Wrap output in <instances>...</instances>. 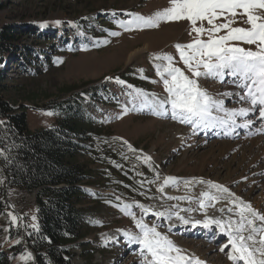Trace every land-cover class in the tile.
Wrapping results in <instances>:
<instances>
[{
  "label": "rangeland",
  "instance_id": "obj_1",
  "mask_svg": "<svg viewBox=\"0 0 264 264\" xmlns=\"http://www.w3.org/2000/svg\"><path fill=\"white\" fill-rule=\"evenodd\" d=\"M0 1L5 3L4 9L0 10V27L28 24L27 29L40 34L47 30V25L41 27L43 22L54 24L60 20L61 24L54 25L66 29V36L71 37L54 54L47 51L46 56L52 59L51 67L43 65L34 75L24 73L25 65L0 66L6 84L11 86L6 97L15 108L19 104L28 106L26 119L31 133L55 127L57 113L50 110L67 103L81 104L84 117L93 126L92 131L72 138L84 155L80 161L93 173L94 184L84 188L92 198L82 207L88 209L87 235L79 242L84 243L82 249H73L75 255L71 264H140L139 245L130 244L117 231L138 230L131 217L115 205L132 204V211L139 217L141 210L134 202L151 206L153 210H160L158 200L171 204L172 200L157 191L164 177H175L182 182L193 177L212 181L264 213V130H261L264 126L263 121L255 120L258 112L251 117L255 123L248 132L242 133L236 128L228 137H220L225 128H216L207 136L205 129H197L194 134L190 125L171 119L170 114L153 115L147 108L122 114L124 107L132 109L135 105L139 109V102L134 101V89H143L160 97L167 95L154 68V64L166 62L153 60L152 55L169 53L183 69L174 45L187 44L193 37L188 34L187 21L161 23L158 28L132 31H124L115 21L130 19L127 13L150 15L167 7L168 0ZM86 30L92 31L87 34ZM110 32L120 35L111 36ZM76 39L78 44L74 45ZM25 41L30 42L22 37V42ZM145 44L150 46L149 50L129 61L128 53ZM117 78L125 83H117ZM200 84L213 94L242 91L231 83L221 84L211 79H201ZM26 98L30 100L24 101ZM223 99L227 108L248 106L237 103V97ZM48 112L53 114L47 115ZM118 115L119 119L116 118ZM242 122L237 117V123ZM128 145L135 151L129 150ZM144 156L151 160L145 163ZM203 186L207 185L194 184L190 188L198 190ZM188 191L183 185L182 194L188 195ZM9 201L17 206L14 208L18 213L26 210L31 214L34 195L18 194ZM144 219L151 224L156 217L149 213ZM0 222L2 238L6 239V217L1 216ZM159 223L162 227L158 230L166 233L178 247L193 250L185 249L187 255L194 254L206 264H233L228 259V249L220 251L226 242L224 237L219 238L217 234H211L212 231L201 228L171 227L169 232L165 220ZM18 226H21L19 218ZM24 255L12 259L10 264H34L33 257L27 262L22 260Z\"/></svg>",
  "mask_w": 264,
  "mask_h": 264
},
{
  "label": "snow or ice",
  "instance_id": "obj_2",
  "mask_svg": "<svg viewBox=\"0 0 264 264\" xmlns=\"http://www.w3.org/2000/svg\"><path fill=\"white\" fill-rule=\"evenodd\" d=\"M127 15L130 19L115 21L124 31L154 29L161 23L187 21L188 34L193 38L187 44L174 45L183 69L177 66L178 62L169 53L152 55L153 60L166 62L154 64V68L167 95L160 97L143 89H134V101L139 102V109L135 105L132 109L124 107L123 115L145 108L151 110L153 115L170 114L171 119L190 125L194 134L197 129L214 128H225L228 130L225 134H228L236 128H250L255 120L264 121V0H168L167 7L150 15ZM53 23L59 25L61 21L56 20ZM46 25L47 22H43L41 27ZM109 35L118 36L120 33L110 32ZM138 71L142 73L143 69ZM201 79H211L221 84L231 83L242 91L213 94L200 84ZM116 82L125 83L118 78ZM223 97H238L237 103L242 102L248 106L227 108ZM257 112L258 116H255L254 120L251 117ZM237 117L243 122L237 123ZM246 117L248 118L244 119ZM116 118L119 119L120 116ZM3 123L0 121V125ZM124 143L127 144V141ZM128 148L135 151L131 145H128ZM143 160L148 163L151 157L144 156ZM176 181L175 177H164L157 191L164 194L165 188ZM183 184L189 189L194 184H206L209 189L216 191H201L195 198L188 195L165 197L167 200L195 202L198 208H179L177 204H173L167 207L162 205L163 210H153L151 206L134 202L141 210L139 217L132 211V204L115 205L124 215L131 217L138 230L133 232L117 229L130 244L139 245L142 257L140 264H206L194 254L187 255L185 249L178 247L166 233L158 230L162 227L159 221H172L173 217L185 225L191 223L193 228L200 225L210 231H214L213 226L219 229L228 238V244L222 246L220 251L224 252L225 248L231 245L227 255L233 264H264V213L235 197L228 188L212 181L193 177L184 180ZM225 194L229 198L228 203L235 205L234 208L227 209L234 216L226 218L223 216L225 209L216 208L217 203L226 198ZM119 199L117 197V200ZM208 208H215L221 216L208 215ZM194 211H203L204 219H193L191 215L181 214ZM149 213L156 217L151 224L144 219ZM9 216L14 224L17 217L11 213ZM35 219L33 216V220ZM32 227L35 228L36 225L33 224ZM168 231L171 232V225ZM21 259L27 262L32 259V254L27 253Z\"/></svg>",
  "mask_w": 264,
  "mask_h": 264
},
{
  "label": "trees",
  "instance_id": "obj_3",
  "mask_svg": "<svg viewBox=\"0 0 264 264\" xmlns=\"http://www.w3.org/2000/svg\"><path fill=\"white\" fill-rule=\"evenodd\" d=\"M4 7L0 1V10ZM27 25L0 27V66L25 65L24 73L34 75L43 65L51 67L47 51L54 54L71 37L66 36V29L51 23L40 34L31 32ZM22 37L30 42H22ZM10 89L0 73V121L4 122L0 125V217H6L8 231V238L3 239L0 228V264H10L26 253L32 254L34 264H71L73 249H82L84 243L79 242L87 235L88 209L82 207L92 198L84 188L94 184L93 173L80 161L84 155L72 138L92 131L93 126L84 117L81 104L67 103L50 110L57 113L55 127L31 133L26 119L28 106L15 108L6 97ZM18 194L34 195L31 214L19 211L23 240L18 218L11 222L9 213L15 214L7 204Z\"/></svg>",
  "mask_w": 264,
  "mask_h": 264
},
{
  "label": "bare ground",
  "instance_id": "obj_4",
  "mask_svg": "<svg viewBox=\"0 0 264 264\" xmlns=\"http://www.w3.org/2000/svg\"><path fill=\"white\" fill-rule=\"evenodd\" d=\"M149 48H150V46L148 45V44H145V45H143L142 47H140V48H138V49H135V50H131L129 53H128V56H127V58L129 59V61H132L133 59H135L138 55H140V53H142V52H145V51H147V50H149ZM228 98H231V99H234V97H228ZM238 98V97H237ZM236 101H237V99H236ZM263 124H262V127L264 126V121L262 122ZM254 125V124H253ZM216 128H214V129H205V130H207V131H205L206 132V136L209 134V132H211V131H214ZM239 130H241L242 131V133H246V132H248L249 131V129L250 128H248V129H245V128H238ZM253 129V128H252ZM210 130V131H209ZM226 131H228V130H226V129H224L223 130V134L224 135H221L220 137H224V136H229L230 135V133H231V131L230 132H228V134H225L226 133ZM254 132V131H253ZM255 133V132H254ZM230 136H232V135H230ZM184 184H183V182L182 181H180V180H177L176 181V183L175 184H170L169 186H167L166 188H165V192H164V197H166V196H184L183 194H182V192H181V188H182V186H183ZM189 189V188H188ZM205 190H207V191H209V192H211V193H215V189H209L207 186H203V187H199L198 188V190L196 189V190H193L192 188H190L189 189V191H188V196H192L193 198H195V197H198L199 196V193L201 192V191H205ZM195 191H197V194H195L194 192ZM162 197H163V195H162ZM225 199L224 200H221V201H219L218 203H217V205H216V208H220V207H223L224 209H225V211H224V213H223V216L226 218V217H228V216H234V214L233 213H229L228 212V208L229 207H232V208H234L235 207V205H233V204H229L228 203V199L229 198H227V194H225ZM235 197H238L237 195H235ZM240 198V197H239ZM232 199H234V197L232 198ZM243 202H245V203H249V202H247V200H245V199H242V198H240ZM157 204H158V206H159V209L160 210H163L162 209V205L164 206V207H167V206H170V205H173V204H177L178 206H179V208H188V207H192V208H198V205L195 203V202H190V201H188V200H183V201H177V200H172V203L171 204H169V203H167V202H165L164 200H158L157 201ZM255 210H257V209H255ZM207 213H208V215H210V216H221V213L219 212V211H216V209L215 208H208L207 209ZM182 215H191L192 217H193V219H204V212L203 211H194V212H192V213H181ZM234 218H237V217H234ZM165 222H166V224L168 225V226H170L171 225V227H188V228H193L192 227V224L191 223H189V224H187V225H185V224H183V223H181L180 221H178V220H176L175 219V217H173V219H172V221H166L165 220ZM257 223L259 224V221H257ZM215 227V226H214ZM196 228H198V229H204V228H202L200 225H197V227H195V228H193V229H196ZM197 230V229H196ZM204 230H207V231H210V230H208V229H204ZM211 234H217L218 235V237L220 238V237H224L225 238V240H226V242H225V244L224 245H226V244H228V238H227V236H225L222 232H220V230L219 229H216V228H214V232L212 231V232H210ZM223 245V246H224ZM185 249L186 250H188V251H191V252H193V250H191V248L190 247H185ZM225 249H228V251H230V249H231V245H228V247L227 248H225ZM198 254V253H197ZM242 263V262H241Z\"/></svg>",
  "mask_w": 264,
  "mask_h": 264
},
{
  "label": "water",
  "instance_id": "obj_5",
  "mask_svg": "<svg viewBox=\"0 0 264 264\" xmlns=\"http://www.w3.org/2000/svg\"><path fill=\"white\" fill-rule=\"evenodd\" d=\"M8 207L10 208V210H12L14 212V214L20 219L21 221V217L19 215V213L16 211V209L14 208L13 204L11 201H7ZM20 230H22V228L20 227Z\"/></svg>",
  "mask_w": 264,
  "mask_h": 264
}]
</instances>
